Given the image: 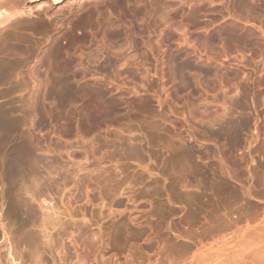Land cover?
<instances>
[{
    "label": "rangeland",
    "instance_id": "rangeland-1",
    "mask_svg": "<svg viewBox=\"0 0 264 264\" xmlns=\"http://www.w3.org/2000/svg\"><path fill=\"white\" fill-rule=\"evenodd\" d=\"M23 2L0 12V264H264V0Z\"/></svg>",
    "mask_w": 264,
    "mask_h": 264
},
{
    "label": "bare ground",
    "instance_id": "bare-ground-1",
    "mask_svg": "<svg viewBox=\"0 0 264 264\" xmlns=\"http://www.w3.org/2000/svg\"><path fill=\"white\" fill-rule=\"evenodd\" d=\"M1 1H3V0H0V7H1V9H0V12H1V14L2 15H4V16H6V17H8V16H10V17H8V18H5L6 20L7 19H11V17H15V16H17L18 14H20V13H27V10L26 9H22V10H20V9H18V8H20V6L19 7H17V3L18 2H20V1H26V0H18L17 1V3H16V7H17V9H13L11 6H9V7H11L12 9H13V11H11L10 9H4V8H2V7H5V6H8L7 5V2H5L4 4H6V5H4V4H2L1 3ZM5 1H7V0H5ZM35 1H40V0H30V2L32 3V2H35ZM54 1V4L55 5H57V4H60V3H62V2H64L65 0H53ZM23 2V3H24ZM15 4V3H14ZM18 4H20V3H18ZM4 5V6H3ZM24 6V5H23ZM30 7L28 6V9H29ZM3 9V10H2ZM4 20V19H3ZM1 23H3V22H0V24ZM240 126H241V124L239 125L238 123L237 124H229L228 126H226V127H224L223 129H220V131H219V136H222V137H225V138H230L231 140H232V142H234V140H235V137H236V133H237V131L239 130V128H240ZM198 172L201 174V175H203V177L207 180V179H209V175H208V171L206 170V169H203V168H198ZM215 187H219L218 188V193L219 194H223V193H225L226 192V187H228L227 186V182H226V180L225 179H223V180H221L220 181V183L217 185V186H215ZM237 194V193H236ZM248 213V211H243L242 213H241V215L238 217V218H235V219H233V222H238V220L239 219H241L242 218V215H245V214H247ZM256 256H258L257 258H259L260 260H262L263 259V261H264V255L263 254H259V253H257V255ZM13 257V256H12ZM16 264V263H15Z\"/></svg>",
    "mask_w": 264,
    "mask_h": 264
}]
</instances>
